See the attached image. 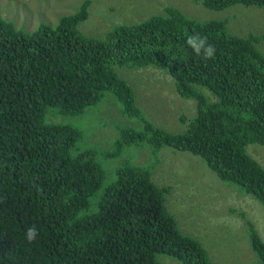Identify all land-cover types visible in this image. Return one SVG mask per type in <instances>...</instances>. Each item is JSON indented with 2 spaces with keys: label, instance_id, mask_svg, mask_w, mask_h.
Masks as SVG:
<instances>
[{
  "label": "trees",
  "instance_id": "obj_1",
  "mask_svg": "<svg viewBox=\"0 0 264 264\" xmlns=\"http://www.w3.org/2000/svg\"><path fill=\"white\" fill-rule=\"evenodd\" d=\"M90 4L28 33L0 15V264H159V254L210 264L200 243L178 231L164 206L167 187L146 167L124 163L97 194L104 170L94 151L72 155L80 131L45 117L81 114L106 91L135 116L133 90L114 67L163 68L177 93L196 102L187 130L146 121V131L123 132L108 154L144 140L154 150H186L264 203V167L247 149L264 145V33L235 34L225 19L192 18L171 4L89 38L76 27ZM234 4L264 0H203L213 10ZM192 34L215 46L213 58L193 52ZM32 226L38 235L29 243ZM249 230L255 264H264V241Z\"/></svg>",
  "mask_w": 264,
  "mask_h": 264
},
{
  "label": "rangeland",
  "instance_id": "obj_2",
  "mask_svg": "<svg viewBox=\"0 0 264 264\" xmlns=\"http://www.w3.org/2000/svg\"><path fill=\"white\" fill-rule=\"evenodd\" d=\"M83 1L0 0V15L28 33L41 24L54 26L60 17L78 11ZM90 2L92 4L86 6V19L79 21L76 27L89 38L103 39L115 24L138 21L148 17L150 11L171 4L192 18L225 19L228 29L235 34L264 33V7L260 6L234 4L213 10L205 7L203 0ZM114 68L133 90L137 115L127 114L121 100L106 91L81 114L49 113L45 117L46 122L68 124L80 131V138L70 151L72 155L84 149L94 151L95 160L104 170V180L97 194L116 180V170L124 163L146 167L155 185L167 187L164 206L178 231L200 243L210 264L257 263L249 228L252 224L264 241V203L222 180L202 156L168 146L154 150L145 140L123 145L116 154H108L123 132L146 131V121L170 133H183L197 111L195 100L177 93L174 79L165 69L155 66ZM204 91L211 98L210 93ZM247 149L264 167V145L250 144ZM157 261L182 264L165 254L157 255Z\"/></svg>",
  "mask_w": 264,
  "mask_h": 264
},
{
  "label": "clouds",
  "instance_id": "obj_3",
  "mask_svg": "<svg viewBox=\"0 0 264 264\" xmlns=\"http://www.w3.org/2000/svg\"><path fill=\"white\" fill-rule=\"evenodd\" d=\"M186 44L197 56L203 55L205 59H210L215 56V46L208 43L207 37L200 36L199 34H192L187 37ZM37 235L38 232L36 227L32 226L26 230L25 239L31 243L36 239Z\"/></svg>",
  "mask_w": 264,
  "mask_h": 264
}]
</instances>
